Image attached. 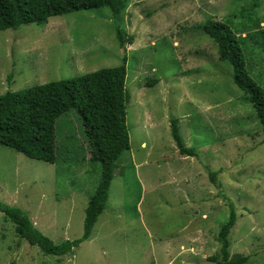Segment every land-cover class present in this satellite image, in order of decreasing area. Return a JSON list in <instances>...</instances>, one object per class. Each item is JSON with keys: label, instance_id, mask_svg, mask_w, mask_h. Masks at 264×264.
<instances>
[{"label": "rangeland", "instance_id": "rangeland-1", "mask_svg": "<svg viewBox=\"0 0 264 264\" xmlns=\"http://www.w3.org/2000/svg\"><path fill=\"white\" fill-rule=\"evenodd\" d=\"M205 1L128 0L120 16L104 7L0 31V95L113 68L125 56L129 135L89 238L63 257L44 255L0 214V264H212L228 204L229 256L264 264V136L232 67L200 29L208 20L228 26L249 78L264 88V0ZM172 123L194 156L178 153ZM55 144L54 164L0 145V203L58 244L81 237L100 165L88 161L74 111L55 121Z\"/></svg>", "mask_w": 264, "mask_h": 264}, {"label": "trees", "instance_id": "trees-1", "mask_svg": "<svg viewBox=\"0 0 264 264\" xmlns=\"http://www.w3.org/2000/svg\"><path fill=\"white\" fill-rule=\"evenodd\" d=\"M128 0H0V31L16 29L27 24H46L50 18L72 12L108 8L113 15H122ZM201 32L215 45L218 60L232 67L233 83L250 104L264 136V88L248 76L246 63L236 35L221 22L206 21ZM125 33L117 29L119 47L125 50ZM246 38V37H245ZM128 37L127 42L132 43ZM126 57L122 64L77 76L71 80H58L36 85L19 92L6 91L0 95V145L24 157L43 163L57 161L55 121L74 111L83 127L88 161L100 165V178L90 196L83 219V232L76 240L58 244L41 234L30 218L20 209L0 203V214L14 225L19 239L36 246L44 254L63 257L72 252L91 234L97 218L103 212L108 188L116 164L129 148L124 104ZM11 78L8 76L7 80ZM156 81L147 82L146 86ZM171 136L178 153L194 156L195 151L183 144L177 127L171 124ZM214 173L210 174L213 180ZM229 216L217 233L218 252L208 257L212 264H245L247 257L229 256L228 236L234 226L236 214L228 204Z\"/></svg>", "mask_w": 264, "mask_h": 264}, {"label": "crops", "instance_id": "crops-1", "mask_svg": "<svg viewBox=\"0 0 264 264\" xmlns=\"http://www.w3.org/2000/svg\"><path fill=\"white\" fill-rule=\"evenodd\" d=\"M210 1H211V0H206V1H205V2H206V5H208V4L210 5Z\"/></svg>", "mask_w": 264, "mask_h": 264}]
</instances>
